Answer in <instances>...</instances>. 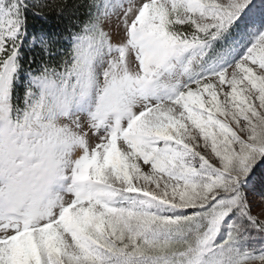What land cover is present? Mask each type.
Returning <instances> with one entry per match:
<instances>
[{
  "label": "snow or ice",
  "instance_id": "snow-or-ice-1",
  "mask_svg": "<svg viewBox=\"0 0 264 264\" xmlns=\"http://www.w3.org/2000/svg\"><path fill=\"white\" fill-rule=\"evenodd\" d=\"M32 7L49 5L0 0V119L16 105L26 121L0 186L50 155L53 188L0 196V264H264V207L246 192L264 164L253 0H99L35 72L21 63ZM32 44L53 55L46 36Z\"/></svg>",
  "mask_w": 264,
  "mask_h": 264
},
{
  "label": "trees",
  "instance_id": "trees-1",
  "mask_svg": "<svg viewBox=\"0 0 264 264\" xmlns=\"http://www.w3.org/2000/svg\"><path fill=\"white\" fill-rule=\"evenodd\" d=\"M44 2L49 7L43 9L32 7L26 12L27 36L25 46H22L21 63L25 70L34 72L38 63L51 62L54 64L60 58V53L66 54L71 46L69 29L79 31V26L74 24L73 21L79 20L82 25L88 15L94 11L91 5L96 3V0H44ZM59 5L63 6V11L57 10V6ZM37 12H41L42 14H36ZM41 35L46 36L52 41L53 55L49 57L45 56L39 44L28 46L31 44L33 37L38 38ZM65 36L69 38L64 39ZM26 80L27 75L25 71L21 75L17 93L14 95V104L22 105V95L19 89L23 87ZM252 176L248 193L251 192L264 197V164L262 166L258 165L253 170ZM248 200L250 201L249 198ZM253 236L255 237L253 247L256 249L264 248V237H257L255 233H253Z\"/></svg>",
  "mask_w": 264,
  "mask_h": 264
},
{
  "label": "clouds",
  "instance_id": "clouds-1",
  "mask_svg": "<svg viewBox=\"0 0 264 264\" xmlns=\"http://www.w3.org/2000/svg\"><path fill=\"white\" fill-rule=\"evenodd\" d=\"M16 105H13L12 111L4 119H0V151L8 156L15 152V137L26 126V121L20 112L17 111ZM39 103L33 108L29 105L27 110L30 116L33 111H39ZM24 111V110H22ZM58 128H70L72 125L61 119L55 124ZM73 131H76L73 129ZM77 135L79 133L77 132ZM79 148H74L72 159ZM46 160H50V155L45 160L38 161L34 166L25 169L16 174H9L5 168V183L0 186V196H19L27 201L42 200L53 188L52 177Z\"/></svg>",
  "mask_w": 264,
  "mask_h": 264
},
{
  "label": "rangeland",
  "instance_id": "rangeland-1",
  "mask_svg": "<svg viewBox=\"0 0 264 264\" xmlns=\"http://www.w3.org/2000/svg\"><path fill=\"white\" fill-rule=\"evenodd\" d=\"M26 2L34 3L35 0H26ZM255 4V8L253 11V15L251 19L258 25L261 22H264V0H253ZM105 30H108V24L106 23L104 25ZM121 37L117 36L113 38V42H119ZM263 164L259 165L262 166ZM253 177V176H252ZM247 196L250 199V204L253 209V214L258 215L261 212V208L264 207V200L261 199V196L255 194V193H248V188L246 189ZM264 218V217H261Z\"/></svg>",
  "mask_w": 264,
  "mask_h": 264
}]
</instances>
